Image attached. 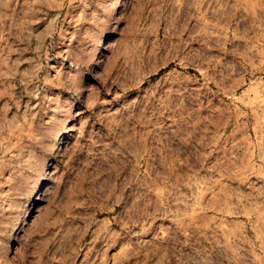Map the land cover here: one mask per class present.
Here are the masks:
<instances>
[{
	"label": "rangeland",
	"instance_id": "1",
	"mask_svg": "<svg viewBox=\"0 0 264 264\" xmlns=\"http://www.w3.org/2000/svg\"><path fill=\"white\" fill-rule=\"evenodd\" d=\"M0 264H264V0H0Z\"/></svg>",
	"mask_w": 264,
	"mask_h": 264
}]
</instances>
